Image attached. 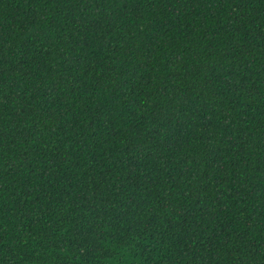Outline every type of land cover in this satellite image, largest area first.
<instances>
[{
	"label": "trees",
	"instance_id": "16d2710c",
	"mask_svg": "<svg viewBox=\"0 0 264 264\" xmlns=\"http://www.w3.org/2000/svg\"><path fill=\"white\" fill-rule=\"evenodd\" d=\"M0 264H264V0H0Z\"/></svg>",
	"mask_w": 264,
	"mask_h": 264
}]
</instances>
